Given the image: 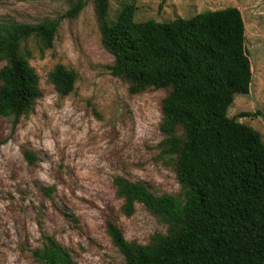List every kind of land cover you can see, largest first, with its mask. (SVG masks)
<instances>
[{
	"label": "rangeland",
	"instance_id": "rangeland-1",
	"mask_svg": "<svg viewBox=\"0 0 264 264\" xmlns=\"http://www.w3.org/2000/svg\"><path fill=\"white\" fill-rule=\"evenodd\" d=\"M78 1L0 0V22L55 20ZM84 2L76 17L60 20L51 47L37 36L22 44L41 93L29 115H0V264H41L35 253L48 236L78 264H125L107 234L109 220L129 242L141 244L166 233L168 223L141 203L126 216L114 179L183 195L178 157L162 153V105L169 89L133 94L127 80L112 74L115 58L103 41L96 0ZM128 4L141 23L227 7L241 11L253 80L248 94L235 95L228 115L258 130L264 141V0H110L108 22ZM57 65L77 73L69 94L50 81ZM244 112L249 115L239 117Z\"/></svg>",
	"mask_w": 264,
	"mask_h": 264
},
{
	"label": "trees",
	"instance_id": "trees-1",
	"mask_svg": "<svg viewBox=\"0 0 264 264\" xmlns=\"http://www.w3.org/2000/svg\"><path fill=\"white\" fill-rule=\"evenodd\" d=\"M109 4L96 0L103 41L115 58L112 74L127 80L133 94L169 89L162 105V153L177 155L183 189L181 197L157 194L145 183L116 177L122 212L132 216L141 203L168 229L148 244L132 243L109 220L113 245L125 264H264V141L258 130L228 115L235 95L248 94L253 80L241 11L227 7L141 23L128 4L110 23ZM85 5L79 0L60 18L37 24L0 22V115H29L41 93L22 44L37 36L51 47L60 20L76 17ZM77 77L64 65L50 73L64 95L74 90ZM35 255L41 264H78L53 236Z\"/></svg>",
	"mask_w": 264,
	"mask_h": 264
}]
</instances>
